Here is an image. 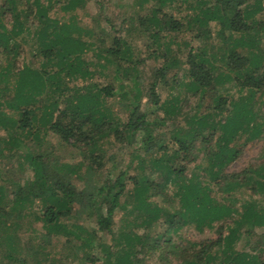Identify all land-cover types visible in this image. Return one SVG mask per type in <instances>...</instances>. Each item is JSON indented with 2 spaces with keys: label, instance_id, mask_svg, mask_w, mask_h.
<instances>
[{
  "label": "trees",
  "instance_id": "obj_1",
  "mask_svg": "<svg viewBox=\"0 0 264 264\" xmlns=\"http://www.w3.org/2000/svg\"><path fill=\"white\" fill-rule=\"evenodd\" d=\"M85 1L62 0L60 8L76 10ZM157 3L138 20L149 42L150 54L163 59L152 73L146 101L142 103L139 99L142 91L134 78L132 90L119 82V78L130 76L129 64L134 61L124 39L108 37L107 33L101 37L99 33L96 38L100 36L102 43H90L88 37H94L92 29L79 25L75 17L58 24L48 16L50 0L46 3L0 0V26L4 23L7 32L0 29V50L5 57L2 63L7 62L0 71L3 77L0 158L5 160L0 165V237L15 232L24 220L27 226L33 219L40 220L43 229L35 238L23 235L26 238L23 253L15 252L19 244L1 252L0 264H43L49 260L48 250L54 248L55 242L71 246L76 254L83 245L95 246L102 253L104 264H141L142 259L137 255L156 252L158 264H264V254L259 251L264 249V152L260 159L243 169L224 171L240 155L243 145L237 147V143L244 134L248 135V141L264 134V121L259 117L262 115L258 116L264 104V99H259L264 93V47L260 45L264 17H257L263 13L261 1L181 0L180 4L191 8L193 13H181L178 19L164 9L166 3L172 6L176 0H157ZM210 23L215 29H212L214 38L208 42ZM184 28L196 29L194 38L203 39L206 45L189 47L185 55H181L179 46L170 47L174 41L170 34ZM164 32L168 41L162 40ZM28 35L35 39L28 42L25 39ZM103 37L110 38L112 43L106 45ZM25 42L27 47H34H28L30 67L36 66L40 55L44 62L45 58L50 62L53 69L50 82L45 81L48 72L43 68L38 70V67L30 74L29 68L22 69L19 58ZM90 46L96 48L95 56L102 51L108 54L106 61L114 66L107 82L90 79L94 71L86 63L92 61L83 57ZM183 63L188 68L185 87L195 97L193 113L181 110L184 99L175 97L172 102H161L164 87L171 80L169 72ZM97 66L103 67L99 63ZM78 78L85 84L71 85ZM10 81H14L13 88L9 87ZM116 92L128 99L121 104L125 116L120 121L114 120L106 100ZM163 103V117L157 115L153 119L152 112L159 105L162 108ZM149 106L153 108L149 110ZM177 115H183L181 121L176 119ZM165 117L176 123L169 130L153 134L156 132L153 127L166 122ZM166 132L170 134L168 138ZM140 133L142 138L136 143ZM49 134L88 155L81 187L73 182L80 165L59 160L48 151L44 139ZM11 138L16 141L12 142ZM108 141L118 148L133 143L136 146L124 161L101 146ZM196 150L205 162L198 175L193 169L198 167L193 164L198 158L194 154ZM21 157L26 166L19 169L29 173L25 185H20L22 176L16 177L11 169L2 168L15 160L21 166ZM136 158L137 163L132 166ZM109 162L110 169L125 163L124 169L115 171L114 175L108 171L101 185L93 183L92 170ZM191 164L193 168L189 172ZM11 180L15 189L9 190L12 186L5 185ZM125 180L131 182L134 202L130 208L121 199L127 186ZM167 182L176 186L174 193L166 191ZM235 188L247 194L246 199L239 200L238 208L231 197ZM213 190L225 194L221 199L228 201L217 200ZM256 195L263 198L259 200ZM36 200L40 204L38 214L33 208ZM115 209L122 210L124 215L117 229L113 228ZM28 214H31L29 220L25 217ZM71 216H76L79 222L70 226L81 231L82 236L65 223ZM215 221L220 223L213 238L189 241L184 247L171 241V232L184 225L194 223L198 229L210 228ZM140 227L143 231L138 232ZM152 228L156 232L153 235ZM254 228L262 231L249 250L258 252L237 250V242L241 237L248 241L255 233ZM62 235L66 236L65 240L58 242ZM80 236L83 242L79 244ZM108 244L116 249L103 247ZM166 250L170 253L166 254ZM95 255L85 256L84 260L95 263L99 260Z\"/></svg>",
  "mask_w": 264,
  "mask_h": 264
},
{
  "label": "rangeland",
  "instance_id": "obj_2",
  "mask_svg": "<svg viewBox=\"0 0 264 264\" xmlns=\"http://www.w3.org/2000/svg\"><path fill=\"white\" fill-rule=\"evenodd\" d=\"M31 1V0H29ZM52 2V7H50L49 9V17H52L53 19H55L58 24L63 23V22H67L70 20V17H75V20L79 23V25L84 26L86 28L92 29L93 33H94V37H88V41H90V43L92 41H95V43L97 45H100V43H102V39L100 38H96L98 36V34H102L103 33H107L110 37L111 35H115L116 37H119L121 39H124L127 43H128V48L130 49V52L132 54V60L135 61V59H137L135 66L133 67L132 63H134V61H132L129 65L131 66L129 68V77L126 78H119V82H121V86L126 88V89H131V87L134 86V80H132V78H134L138 83H139V87L142 91L139 99L141 100L142 103H145L146 101V89L148 87L149 82L152 79V73L153 71L162 63L163 59L161 58V56H159L158 54H150V47L147 45L146 41V37L143 35L142 32V27L139 25L138 20L139 18H142L144 15L148 14L151 9L155 6H157V0H86L84 4H80L76 10H71V11H66L62 8H60V4L62 3V0H50ZM210 1V0H209ZM255 0H249V2H252ZM262 7H263V13L260 15L258 14L257 17H264V0H260ZM181 0H176V3H174L172 6H168L170 3H166L165 6L166 8H164L166 11H168L169 13H172L175 15V17L178 19L180 18V14L182 13H193L191 8H186V6L184 4H180ZM42 3H46V0H42ZM192 4H194V2H192ZM21 5V4H19ZM187 5V4H186ZM21 7V6H19ZM178 8H180L181 10L179 12ZM19 9V8H18ZM181 14V15H182ZM9 17V15L7 16ZM36 22V21H35ZM2 23V22H0ZM6 23V22H5ZM4 24V23H3ZM2 24V25H3ZM0 26V29H4V26ZM6 27H9V23H6ZM212 29H215V26H213V23L209 24V38H208V42H211V39L214 38ZM196 32V29H192L189 30L188 28H184L183 31H178V32H173L170 34V37L172 40H174L170 45V47H172L173 49H175L177 46H179V48L181 49V51H183L181 53V55H185L187 49L189 47H194L196 48L198 47H202L206 45V41H203V39H198L194 38V34ZM7 33V32H5ZM96 33V34H95ZM161 33V32H160ZM96 35V36H95ZM162 40L168 41V37L166 35V33H162ZM5 36V35H3ZM234 36H237V34H235ZM7 38L10 40V37L7 36ZM25 39L28 40H34L35 38L28 35L27 37L25 36ZM103 40L105 42L106 45L111 44V40L110 38L107 37H103ZM93 43V42H92ZM185 43V44H184ZM26 42L24 44H22V55L19 58V63H21V61L23 62V67L22 69H27L29 68L30 73H33V71L37 70H42V68L44 69V71H47L48 73H46L48 75V78L45 79V81L50 82V77L53 74V69L51 66H49L50 62H48V59L45 58V62L42 58V55L39 56V58L36 61V66L34 67H30L27 63V61H29V59H31L30 55H29V48L30 49H34V47H30V46H26L25 45ZM260 45L262 47H264V33L260 38ZM96 48L95 47H91L89 49H87L84 54L83 57L87 60V61H92V63H86L87 64V68L90 69L91 71H94V75L92 77H90V79L97 81L98 83H103V82H107L109 79V76L111 74V71L114 69L113 64H109L106 59L109 58L108 54H106L105 52H101L100 55L95 56L93 54V52H95ZM99 49V48H97ZM156 51V50H155ZM13 57V56H11ZM5 57L2 55V52L0 50V71L3 70V67H5L7 65V62L2 63L3 59ZM81 60V57H80ZM45 63V64H44ZM99 64L103 65V67L97 66ZM89 64V65H88ZM29 66V67H28ZM11 64H10V68H11ZM187 64L183 63L182 66H180L177 69H171V71L168 74V77L171 79L170 82L166 85V87H164V92L162 94L161 97V102H172L173 98H180V99H184L185 101L180 104L181 106V110L182 111H186V112H191L193 113L194 109H193V103L195 102V97L192 95L191 91H188L185 87V84L188 81V76H187ZM7 71V70H5ZM174 74V76H172ZM123 77V76H122ZM173 77V78H171ZM3 77H0V84H3ZM89 79L86 80V82H88ZM11 84H9V87L13 88L14 86V81H10ZM90 82V81H89ZM82 84H85V82L83 80H81V78L75 79L71 85H74L76 87H81ZM115 84V83H114ZM114 87H116V85H114ZM9 90V93H11L13 91V89ZM132 90V89H131ZM130 90V91H131ZM231 92H235L232 88L230 89ZM259 99H264V93L262 96H260ZM107 100V104L109 106V108L111 109V113H113V117L115 118L114 120H122L124 119V112H123V107L121 106L122 103H125L128 101V99L125 96L122 95H118L117 92L106 99ZM163 103V104H164ZM166 104V103H165ZM165 104L163 105V107L161 108V105H159V107L157 109H155L152 112V118L155 119V117L158 115L159 117H163V109L165 107ZM153 107L149 106V110H151ZM258 116L260 119H263L264 121V104L261 106L260 111H258ZM182 116L183 115H177L176 119L178 118L179 121L182 120ZM166 122L162 123L160 126L158 127H153L155 128L156 132H153V134L159 133L161 131H166L171 129V127H173V125L176 123V121H172L171 119H169L168 117L164 118ZM256 121H260L259 118H255ZM254 123V122H253ZM178 124V122H177ZM150 128H152V126H150ZM219 131L217 130L216 133H218ZM1 133V132H0ZM170 134H168L166 132L165 134V138H168ZM248 137L247 134H244V136L242 137L241 140L238 141L237 143V147H243L240 155L238 156V158L236 160H234L233 162L229 163L224 171L225 172H231V171H237L240 169H243L244 167H247L249 163L255 162L256 160L260 159L259 157L263 156L262 152H264V134L256 137L255 139H253L252 141H248L246 140V138ZM142 138L141 133L138 134V136L136 137V143H138ZM7 140L9 141V138H7ZM12 142L13 140H15V138H11ZM10 140V141H11ZM16 141V140H15ZM44 141L46 142V144L44 145H48L47 147H49L48 151L53 152L56 157H58V159L65 161V162H69L70 164H79L80 168L78 170V172L76 174L73 175V182L77 185V187H81V183L82 181L85 179V172H86V164L89 161L88 160V155H84L81 152H78L76 149L72 148L69 145H66L64 142H62L57 136H52V135H47L46 138L44 139ZM18 142V141H17ZM50 145V146H49ZM102 147H104V149H108L109 152H113L115 153V157L118 159H124V161H126V159L128 158V154L132 151V149H134V146H136L135 143L133 144H127V145H121L120 148H118V146L114 143V142H104L101 145ZM52 147V148H51ZM33 149V146H32ZM27 153V152H26ZM195 155H198V158L193 162V164H197L198 167H192L193 164H191L189 166V169L191 172V168L194 169V172L196 173V175L201 173V169L203 168V166H205V162L203 161V157L201 158V154L200 151L196 150L194 152ZM15 160V159H14ZM137 158L133 159V165L134 166L137 163ZM17 160L10 161L12 164L8 165L6 164L5 167H2L4 169H11L12 173H14V175L17 176H22V180H20V185H25L28 182V177H29V173L28 172H22L19 167H25L26 163L24 161V159H20V165L18 166L16 163ZM5 162L4 158H0V165ZM81 163L83 164L81 166ZM110 163H104V166L99 167L97 169L92 170L91 173V180L93 183L95 184H103L104 183V179L107 176L108 171H110L109 173L111 175L115 174V171L123 168L124 169V165L125 163H120L118 165V167L116 168H112L110 169ZM2 166V165H1ZM110 169V170H109ZM10 170V173H11ZM2 175H0L1 177ZM1 180V178H0ZM3 182V181H2ZM7 185L5 186H12L14 185L13 181H7ZM125 185L126 189L124 194L121 196L122 202H124L126 205H128V207L130 208L133 204L134 201H132V197H131V182L130 181H126L125 180ZM166 191L168 193H174V191L176 190V186L171 183V182H167L166 186ZM10 189H15L13 186L9 187ZM238 191V192H237ZM212 195L220 201H224L227 202L228 200L225 199H221L222 197L225 196V194L218 192L216 190H213ZM234 197L235 200L233 201V205L234 207L238 208L240 203L239 200H243L247 198V194L246 192H244L243 189H239L237 190V188H235L232 192V196ZM260 197H262L261 195H256L255 198H258L260 200ZM264 197V196H263ZM262 197V198H263ZM264 204V198L262 199ZM35 204L33 206L34 211L38 214L39 210L38 208L40 207V204L38 205V201H35ZM161 204V203H160ZM37 209V210H36ZM114 225L113 228L117 229V226H119L120 222H121V216L123 215L122 210L119 209H115L114 211ZM28 220L31 219V214H28L25 216ZM129 218H132L131 215H128ZM226 219H229L226 218ZM161 220L162 218L159 220V223L161 224ZM75 222H79V220L77 219L76 216H71L70 218H67L65 220V223L68 225V227ZM23 225H20V228H17L15 232H10L8 234H4L0 237V253L3 252L4 250H6L7 248H16L15 245L19 244L21 245L20 248H16L15 252L17 251H21L18 254H21L24 252L25 250V245H26V238L23 235H30L32 238H35L38 235V232H40L42 229L41 226V221L40 220H32L31 222H29L28 226H27V221L24 220V222L22 221ZM220 223V221H215L211 224L210 228L209 227H203L202 229H198L197 227H195L194 223H190L187 225L182 226L181 228H179L178 230H176L175 232H171V241L173 244L176 245H180V246H185L189 241H199L201 239H205V238H213L216 236V233L214 232L215 227ZM162 225V224H161ZM71 230H74L77 234L79 233V235L82 236L81 231L76 230L75 228H73L72 226L69 227ZM143 228H137L138 232L143 231ZM255 230H253L255 233L250 236V239L248 241L243 240L244 238L241 237V239L237 242L236 245V249L240 250V251H245V252H249V253H257L256 252H252L250 251V246L254 244V242L260 237V233L262 230H258V228H254ZM37 230V232H36ZM264 232V231H262ZM155 232V230H153V228L151 229V235H153ZM18 235L20 236V239L18 238ZM78 238V242L79 244L83 242V238L82 237ZM7 237V238H6ZM70 237H72L70 235ZM66 238V236L62 235L60 237L59 241H64ZM57 243V242H55ZM53 244L54 248H50V258L49 260L46 262L43 261V264H104L105 260L102 258L103 255L102 253L96 249L95 246H91V247H85L84 245L80 247V250L78 251L79 253L76 254L74 248H72L71 246L69 247L68 245H66L64 247V245H60V244ZM82 245V244H81ZM264 245V243H263ZM104 248H108L110 251H114V249L111 245H104ZM98 250V252H97ZM262 252L261 255L264 254V249L263 250H259ZM166 254L170 253V250H166ZM95 253L97 257H99L98 261L95 263H90L85 261V256H89L91 254ZM102 256V257H101ZM139 258L142 259L141 264H158L160 263L159 261V256L156 253L154 254H147V255H137ZM169 257V256H168ZM174 261V260H173ZM140 262V261H139ZM14 262H12L13 264Z\"/></svg>",
  "mask_w": 264,
  "mask_h": 264
}]
</instances>
